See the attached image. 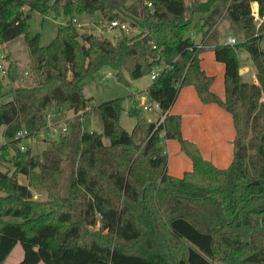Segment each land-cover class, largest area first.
Listing matches in <instances>:
<instances>
[{
    "label": "trees",
    "instance_id": "obj_1",
    "mask_svg": "<svg viewBox=\"0 0 264 264\" xmlns=\"http://www.w3.org/2000/svg\"><path fill=\"white\" fill-rule=\"evenodd\" d=\"M24 7L68 17L46 44L39 33L24 35L28 78L7 46L26 32ZM94 11L104 23L120 18L139 31L98 42L72 21L74 13ZM223 19L242 34L236 43L219 41ZM195 29L202 32L198 43ZM263 42L264 0H0L12 94L0 102V162L12 164V171L0 168V264L16 242L23 247L16 264H264ZM239 48L251 59L253 79L239 72ZM206 49L224 65L223 98L201 66ZM165 62L145 89L159 103L161 121L145 115L134 96L139 89L127 110L135 119L130 131L119 122L124 96L91 104L83 92L84 80L104 65L127 82L125 72L149 76ZM185 84L231 114L237 148L228 166L214 165L182 135L181 117L170 108ZM66 110L73 112L66 128L43 136V148L20 147L19 129L39 136L50 130L48 111ZM92 115L100 129L90 127ZM167 138L191 160L180 176L167 170Z\"/></svg>",
    "mask_w": 264,
    "mask_h": 264
},
{
    "label": "rangeland",
    "instance_id": "obj_2",
    "mask_svg": "<svg viewBox=\"0 0 264 264\" xmlns=\"http://www.w3.org/2000/svg\"><path fill=\"white\" fill-rule=\"evenodd\" d=\"M129 2L132 0H128ZM24 11L29 12V17L27 20V29L26 32L21 33L19 36H17L15 39L7 43L8 48L11 52V57L13 60H15L16 64L18 65L19 69L24 70V77L28 78L29 73L27 72V65L29 61V55H28V49L25 44L24 35H33L35 33H39L40 36V43L46 44L48 43L56 34L57 26L61 23H64L68 17H66L62 12L60 11H52L48 14H42L38 12L37 10H28L27 7L23 8ZM72 21L76 24L78 29L80 31H92L96 36H100L102 38H107L112 41H116L117 38L122 34V31L118 30L115 27H108L104 24L103 18L101 16V13L99 11L94 12H83V13H74ZM222 27L227 26L229 23L226 19H223ZM231 27V26H230ZM137 28V26H136ZM135 28V29H136ZM233 29V28H232ZM234 30V34L236 36V39L239 38L240 40L242 38V34ZM137 33L134 32L132 34ZM131 34V35H132ZM190 35L195 41L200 40L201 38V30L195 29L190 32ZM237 40V41H238ZM262 46L264 47V42L262 43ZM203 52V51H202ZM238 58L241 62H244V54L243 51L238 50L237 52ZM203 60H204V68H208L209 71L205 69V71L208 74H211L213 76V91L218 94L221 98L224 96V81H223V75L220 70V67L218 64H220L219 61H217L211 49H207L202 54ZM240 67H242L240 63ZM247 71V69L245 70ZM244 71V72H245ZM107 72L111 73V76H106ZM244 72L241 74L243 76ZM246 73V72H245ZM126 81H119L117 80L115 76V71L111 69L110 67L104 65L101 68L97 70V72L94 74L93 77H88L84 80L83 83V92L87 97L91 98L90 103L91 104H97L101 101L107 100L109 98H113L116 96H124L123 100V110L120 113L119 122L123 127H125L127 130H131L132 126L134 125L135 119L133 116L129 115L127 113V110L131 104V97L133 92H135V87H138L140 92L146 96V92L143 89L144 86L150 81V77L146 74L137 78H132L129 76L128 72L124 73ZM0 79L2 81V87L0 88V102L5 101L8 98L11 97V92L9 91L11 88V83L9 82L8 77L0 72ZM191 93H194L196 98L200 101L202 104H207L205 108H199V112L203 115V125L193 126L192 121L193 117L191 116V113L195 111L196 106L189 101V98L191 96ZM176 109H181L180 111H184L186 115L182 114L181 112L177 113L181 117V128H188L191 133L200 131L204 134H210L211 135V142L208 146H202V155L209 159L214 165H217L215 162L212 161L209 157L205 155L209 154L211 150H218L221 154V157L224 156V152L222 148H224L227 144H230L232 141L231 149L234 148L235 145V128L233 124V120L231 117V114L225 109L223 105L216 101H209L205 102L202 101L199 96L197 95V92L192 84H185L182 86L181 90L178 93V96L176 98ZM210 105H214L216 107H220V112H217L215 108L208 107ZM208 107V108H207ZM144 113L147 115V117L154 118L156 114L151 110H143ZM176 113V112H174ZM73 112L72 110H66L62 113H53V115L48 119L49 123H52L54 126L58 127V130H63L64 120L67 117H72ZM207 117V118H206ZM97 115H92L91 119V128L100 129V125L97 122ZM57 132H52L51 136H57ZM183 135V132H181ZM48 135L46 133V129H43L39 132V136H32L28 138H24L22 140V144L27 145V147H30L32 151H38L41 148H43L46 144L43 136ZM185 137V135H183ZM187 138V137H186ZM175 139V138H172ZM195 142L192 138H188ZM4 136H3V127L0 128V144L3 143ZM175 142L177 145L169 146V152L166 154L168 158V172L171 174L175 169L179 168L181 165L185 168V166L182 163V159L189 161L188 168L185 170H188L191 168V160L190 158L181 150L180 145L178 144V140L175 139ZM197 144V142H195ZM198 145V144H197ZM199 147V146H198ZM200 149V147H199ZM201 151V150H200ZM233 160V156H231V159L229 162H227L226 165H222L220 167L228 166ZM228 161V160H227ZM0 168L3 169H9L12 171V164L10 162L2 163L0 162ZM183 168V169H184ZM182 169V170H183ZM179 170V169H178ZM183 170V172L185 171ZM182 172V171H181ZM182 172V174H183ZM181 174V175H182ZM178 175V174H176ZM180 176V175H178ZM18 179L21 182L25 181V177L23 175H18ZM35 194H37L38 197H44L45 195L43 193H39L35 191ZM3 219L6 221H15L19 218L15 216H3ZM1 226V223H0ZM20 246L21 243L19 242ZM43 262V261H42ZM44 263V262H43ZM224 264L223 262H218V264Z\"/></svg>",
    "mask_w": 264,
    "mask_h": 264
},
{
    "label": "crops",
    "instance_id": "obj_3",
    "mask_svg": "<svg viewBox=\"0 0 264 264\" xmlns=\"http://www.w3.org/2000/svg\"><path fill=\"white\" fill-rule=\"evenodd\" d=\"M257 6V3L256 2H254L253 3V6ZM221 22H222V20H221ZM221 22L219 23V25H218V30H219V41L220 42H226V39H227V37L229 36V35H232V36H235V35H233L234 34V30L230 27V25L228 24L227 26H224V28L222 27V24H221ZM192 37V36H191ZM201 37H202V32H201ZM236 37V36H235ZM239 38H237V40H238ZM194 40V39H193ZM200 40H201V38H200ZM200 40H198V41H195V42H200ZM207 50V49H206ZM238 50H241V51H243V54H244V62H241L240 61V59H239V62L241 63V65H242V67L241 68H243V72L247 69V71H245L244 72V75H246L247 74V76H243V79H245V80H250V79H253L254 78V67H253V64H252V62H251V59L249 58V55H248V53H247V51L244 49V48H239ZM238 50H237V52H238ZM204 51L205 50H203V52H201L200 53V56H201V61H200V63H201V66L204 68V60H203V57H202V54L204 53ZM212 51V53H213V56H214V58H215V55H214V52H213V50H211ZM216 59V58H215ZM218 61V60H217ZM220 62V64H218L219 65V67H220V70H221V72H222V75H223V79H224V65H223V63L221 62V61H219ZM204 69H206L207 71H209L208 70V68L206 67V68H204ZM149 83V82H148ZM148 83L144 86V90L146 89V87H147V85H148ZM223 86H224V84H223ZM136 89H139L138 87H135ZM182 88V87H181ZM181 88H180V90H181ZM211 88L213 89V84L211 85ZM135 89V90H136ZM179 90V91H180ZM138 93V92H137ZM178 96V95H177ZM224 97V96H223ZM175 101H176V99H175ZM175 101H174V103H173V105L171 106V108H170V112H176V113H179V112H181L180 110L181 109H176V103H175ZM189 101H191V103L192 104H194L195 106H196V109H195V111H193L192 113H191V116L193 117V121H192V125L193 126H199V125H203L202 124V121H203V115H202V113L201 112H199V108H205L206 107V105L207 104H202V103H200V101L198 100V98H196V96L194 95V93H191V96H190V98H189ZM208 107H211V108H215V110L217 111V112H220V113H222L221 111H220V107H216V106H214V105H210V106H208ZM207 107V108H208ZM151 111H153L155 114H156V116L154 117V118H151V117H148L149 119H151V120H156L157 119V117H158V114H159V111L158 110H151ZM182 114H184V115H186V113L184 112V111H182L181 112ZM180 114V113H179ZM146 115V114H145ZM181 115V114H180ZM147 116V115H146ZM207 118V117H206ZM181 132H183V135H185V137H187V138H192L195 142H197V144H198V146L200 147V150H201V152H202V146H207V144H208V146H209V144H210V142L212 141L211 140V135L208 133V134H204V133H201L200 131H196V132H192L191 133V131L188 129V128H184V127H182L181 128ZM173 141H175V139H172V138H167V139H164V140H162V145H163V148H164V152L167 154L168 152H169V146H174V145H177L175 142H173ZM179 144V143H178ZM233 143H232V141H231V143L230 144H227L224 148H222V150H223V154H224V156L225 157H221V154H220V152L218 151V150H211L210 151V153L209 154H206L205 153V155L207 156V157H209L210 159H212V161L213 162H215L217 165H220V166H224V165H226L227 164V162H229V160L231 159V156H233L234 157V148H235V145H234V148L233 149H231V145H232ZM228 160V161H227ZM182 163H183V165L185 166V168L184 167H182V165L179 167V168H177V169H175V171H173V173H171V174H174V175H176V174H178V175H181L182 174V172H183V170H185V169H187L188 168V163H189V161H187L186 160V162H185V160L184 159H182ZM189 166H190V163H189ZM184 168V169H183ZM179 169V170H178ZM183 169V170H182ZM167 170H168V158H167ZM182 171V172H181ZM1 227V226H0ZM22 256H23V247L22 246H20V244H19V242H16L15 243V245L12 247V249L10 250V252L7 254V256L5 257V259L3 260V264H16L21 258H22ZM37 264H45V263H43L42 261H39V262H37Z\"/></svg>",
    "mask_w": 264,
    "mask_h": 264
},
{
    "label": "built area",
    "instance_id": "obj_4",
    "mask_svg": "<svg viewBox=\"0 0 264 264\" xmlns=\"http://www.w3.org/2000/svg\"><path fill=\"white\" fill-rule=\"evenodd\" d=\"M147 4L150 5L151 2L148 1ZM252 14L254 15L256 23L259 24L261 22V20L263 19V16L259 15L256 5L252 7ZM104 24L108 27H115L127 35H131L132 33L139 31L138 27L136 28V26H132L127 21L122 20L120 18H113L109 21H106ZM226 42L233 44V43L237 42V39L235 36L229 35L226 39ZM167 66H169V64L166 62L163 65L155 66L149 74L150 78H155L157 76V74L159 73V70L162 67H167ZM8 67H9V60L6 57V50L0 44V72L7 75L8 74ZM106 76H111V73L107 72ZM134 96L136 97V100H137L138 104L140 105V107L142 108V110H158L159 111V103L157 101L149 100L147 98V96L142 94L140 91L138 93L135 92ZM52 115H53V112L48 111V113H47L48 119ZM163 117H164L163 114H160V117L158 115L159 121L163 120ZM49 126H50V130L49 129L46 130L47 134H51L52 132L59 131L58 127L54 126L52 123H49ZM65 128H66V124L64 123L63 129H65ZM27 136H28V131L25 128H23V129H19L16 132L14 137L19 138L20 141L22 142V140L24 138H28ZM21 142H20V147L25 148V145L22 144Z\"/></svg>",
    "mask_w": 264,
    "mask_h": 264
},
{
    "label": "water",
    "instance_id": "obj_5",
    "mask_svg": "<svg viewBox=\"0 0 264 264\" xmlns=\"http://www.w3.org/2000/svg\"><path fill=\"white\" fill-rule=\"evenodd\" d=\"M97 41L98 42H102V39H97ZM239 72L242 73L243 72V68L239 67ZM235 148H237V146H235Z\"/></svg>",
    "mask_w": 264,
    "mask_h": 264
}]
</instances>
